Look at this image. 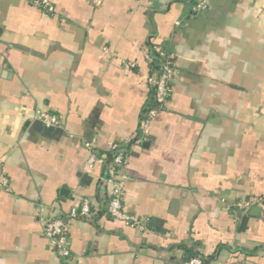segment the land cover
Wrapping results in <instances>:
<instances>
[{"label":"crops","instance_id":"0c3cea01","mask_svg":"<svg viewBox=\"0 0 264 264\" xmlns=\"http://www.w3.org/2000/svg\"><path fill=\"white\" fill-rule=\"evenodd\" d=\"M204 2L0 0V264H264V0ZM160 51L171 92L143 132ZM110 144L138 227L106 213Z\"/></svg>","mask_w":264,"mask_h":264},{"label":"built area","instance_id":"2783aa9c","mask_svg":"<svg viewBox=\"0 0 264 264\" xmlns=\"http://www.w3.org/2000/svg\"><path fill=\"white\" fill-rule=\"evenodd\" d=\"M29 1L47 13L53 12L50 0ZM204 6V0H194V8L196 10L202 9ZM159 57L162 59V63L154 80V105L145 108L142 113L143 132H147L150 121L166 103L171 92V80L174 73L173 62L163 51L159 52ZM34 118L40 120L46 126H53L58 123V118L46 111H36ZM109 152L111 153L110 160L105 164V175L102 177V182L108 189L106 213L114 219L122 220L129 226L138 227V219L123 211L124 186L128 179L123 172V165L126 161L125 151L123 148L118 147L117 144H110ZM89 166H91L90 163ZM0 184L4 186L5 181H2ZM91 216L92 211L87 201L82 202L78 209H72L69 213V217L71 218H90ZM42 224L44 236L48 239L50 246L55 249L57 256L60 259L69 258L70 250L66 238L67 222L59 217H49L42 218ZM183 264H204V262L202 256L197 254L183 262Z\"/></svg>","mask_w":264,"mask_h":264},{"label":"trees","instance_id":"16d2710c","mask_svg":"<svg viewBox=\"0 0 264 264\" xmlns=\"http://www.w3.org/2000/svg\"><path fill=\"white\" fill-rule=\"evenodd\" d=\"M170 60H172L171 58H169ZM161 63H162V59L159 57V53H157L156 55H155V60H154V63L152 64V69H157V70H159V68H160V66H161ZM153 92H154V89H153ZM154 105V98H153V95H152V99H151V101L148 103V105L146 106V108L147 107H150V106H153ZM110 155H111V153L110 152H108L107 153V156H106V160H107V162H108V160H110ZM196 254H192L190 257H188L185 261H187L189 258H191V257H193V256H195ZM184 261V262H185ZM203 262H204V264H206L205 263V261L203 260Z\"/></svg>","mask_w":264,"mask_h":264},{"label":"water","instance_id":"95a60500","mask_svg":"<svg viewBox=\"0 0 264 264\" xmlns=\"http://www.w3.org/2000/svg\"><path fill=\"white\" fill-rule=\"evenodd\" d=\"M253 210H255V208H253Z\"/></svg>","mask_w":264,"mask_h":264}]
</instances>
